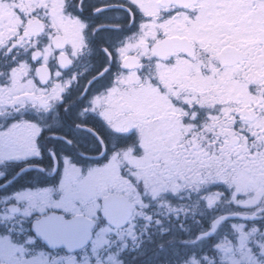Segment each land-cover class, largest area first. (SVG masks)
<instances>
[{
	"label": "snow or ice",
	"instance_id": "obj_1",
	"mask_svg": "<svg viewBox=\"0 0 264 264\" xmlns=\"http://www.w3.org/2000/svg\"><path fill=\"white\" fill-rule=\"evenodd\" d=\"M0 264H264V0H0Z\"/></svg>",
	"mask_w": 264,
	"mask_h": 264
}]
</instances>
